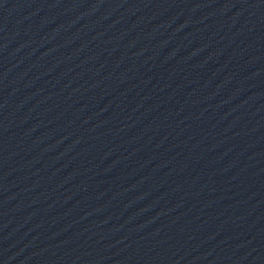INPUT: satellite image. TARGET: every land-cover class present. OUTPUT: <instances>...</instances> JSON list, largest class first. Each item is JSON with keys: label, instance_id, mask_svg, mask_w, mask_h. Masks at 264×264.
I'll return each mask as SVG.
<instances>
[{"label": "water", "instance_id": "1", "mask_svg": "<svg viewBox=\"0 0 264 264\" xmlns=\"http://www.w3.org/2000/svg\"><path fill=\"white\" fill-rule=\"evenodd\" d=\"M0 264H264V0H0Z\"/></svg>", "mask_w": 264, "mask_h": 264}]
</instances>
